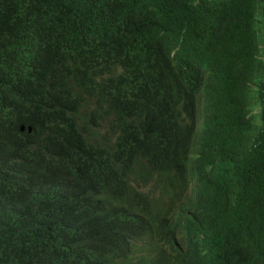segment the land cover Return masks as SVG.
I'll use <instances>...</instances> for the list:
<instances>
[{"label":"trees","instance_id":"trees-1","mask_svg":"<svg viewBox=\"0 0 264 264\" xmlns=\"http://www.w3.org/2000/svg\"><path fill=\"white\" fill-rule=\"evenodd\" d=\"M0 264H264V0H0Z\"/></svg>","mask_w":264,"mask_h":264},{"label":"clouds","instance_id":"clouds-1","mask_svg":"<svg viewBox=\"0 0 264 264\" xmlns=\"http://www.w3.org/2000/svg\"><path fill=\"white\" fill-rule=\"evenodd\" d=\"M183 40L182 33L178 37V41L169 52V56L171 57L173 53L179 48L181 42ZM124 71V70H123ZM209 84V81L206 77L202 75L201 83L199 84L197 90L194 93V108H193V115L191 120L185 119L188 124H191V132H190V141H189V148L186 153V160H185V177H190L194 175V161L199 155L200 144H201V137H202V129L204 127L205 117H206V88ZM261 108L260 104L257 103L256 107L252 110V112L259 114ZM31 123L18 120L16 122L15 128L16 131H31ZM99 138V134H98ZM188 192L185 193L184 196H187ZM184 200H181L183 202ZM188 215L187 207L184 205L181 207H176L174 211L166 218L165 221L161 225L157 227V241L161 248L163 249L166 258H171L174 260L175 256L177 255L176 248L179 246L180 248L184 247L185 243V235H186V216ZM172 234L171 240L168 243H165L163 238L161 237L162 232L164 230H168ZM117 262V260H116Z\"/></svg>","mask_w":264,"mask_h":264}]
</instances>
